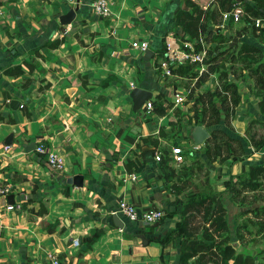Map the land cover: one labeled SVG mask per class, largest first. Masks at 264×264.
<instances>
[{
  "label": "crops",
  "instance_id": "crops-1",
  "mask_svg": "<svg viewBox=\"0 0 264 264\" xmlns=\"http://www.w3.org/2000/svg\"><path fill=\"white\" fill-rule=\"evenodd\" d=\"M110 1L111 13L103 15L94 11V0H0V183L14 188L0 198V264H46L50 251L63 264H179L185 240L181 205L212 193H219L227 208L236 253L264 264V232L257 233L249 211L264 205V190L248 192L250 198L261 194L255 204H243L229 192L240 173L264 166V145L256 148L250 141V125L251 131L260 127L264 114L248 69L236 78L242 97L232 120L245 153L211 160L205 141L192 137L198 124L192 104L200 102L203 89L216 86L221 68L197 83L203 62L182 61L171 76L160 67L167 44L196 39L177 19L180 9L192 6L187 0ZM236 1L226 8L240 5ZM72 8L75 18L62 23L61 15ZM240 24L247 25L243 35L231 32ZM210 26L229 37L232 53L243 42L264 51V32L243 17H222ZM57 38L63 41L48 46ZM134 39L150 42L149 59L132 47ZM226 63L222 68H229ZM11 66L23 72H6ZM138 86L152 92L147 100L154 101L153 109H146L147 100L135 106L132 90ZM176 87L186 94L180 105L173 102ZM218 126L231 131L224 123ZM40 139L65 157L62 175L51 172L36 146L27 149ZM175 145L183 148V160H176ZM157 152L164 160H156ZM166 163L186 180V188L173 187L175 177ZM133 171L138 178L131 177ZM75 174L83 175L82 186L69 181ZM122 201L141 209L160 206L165 216L152 225L132 221L119 212ZM11 203L16 208L6 211ZM115 211L123 227L116 225ZM244 224L240 239L238 228Z\"/></svg>",
  "mask_w": 264,
  "mask_h": 264
},
{
  "label": "trees",
  "instance_id": "trees-1",
  "mask_svg": "<svg viewBox=\"0 0 264 264\" xmlns=\"http://www.w3.org/2000/svg\"><path fill=\"white\" fill-rule=\"evenodd\" d=\"M229 1L231 0H212L213 4L216 3V7L212 8L211 1L205 6L197 0H187L192 9H180L177 12V19L184 23L186 30L193 37L192 39L203 37L206 42H217L215 45L210 44L208 46H204L201 41L197 44V48L201 49L204 46L206 49L203 59L206 68L199 74L197 83L208 79L218 68L221 69L216 86L213 89H203L199 97L200 102L195 100L192 104L196 123L213 127L210 136L205 140L206 154L211 160L240 157L245 153L243 140L232 131V120L242 97L236 78L240 76L244 68L248 69L254 81L264 114V51L262 47L257 43L243 42L232 53L234 47L227 44L228 39L225 35L210 26L212 23L222 21L223 12L229 10L226 8ZM240 5L245 10L243 19L257 29L254 19L257 17L264 18V0H255V3L240 1ZM232 19L230 18V20ZM62 41L63 38L49 40L48 46H58ZM227 60L230 61L229 68H222ZM28 63L32 66L30 62ZM6 72L20 74L23 69L21 66H11L6 68ZM28 82L29 80L26 81V83ZM259 121L254 120L252 124ZM220 123L231 128V131L218 126ZM251 129L250 125V141L252 145L259 148L264 145V120L256 130L251 131ZM165 168L171 177H175L174 188L184 189L187 187L186 180L177 175V172L168 163H166ZM263 190V165H255L248 172L240 173L237 179H232L229 187L232 198L243 204H255L261 196V194L259 196L254 194L250 198L248 192H262ZM249 211L255 217V219L250 220L256 222L257 233H263L264 205L255 204L254 208ZM180 214L185 240L182 245L179 264H188L191 259H195L197 264H254L253 257L237 254L236 247L231 243L229 224L226 218L227 208L219 193L206 194L186 201L181 205ZM245 227L244 224L238 228L240 239L244 238L242 230H247Z\"/></svg>",
  "mask_w": 264,
  "mask_h": 264
},
{
  "label": "built area",
  "instance_id": "built-area-1",
  "mask_svg": "<svg viewBox=\"0 0 264 264\" xmlns=\"http://www.w3.org/2000/svg\"><path fill=\"white\" fill-rule=\"evenodd\" d=\"M93 9L95 12L107 15L111 13V1L110 0H94L92 3ZM245 14L244 7L242 5L236 4L232 9L225 10L223 12V17L225 18H233L235 20H239ZM255 26L257 30L260 31L264 29V18L257 17L254 19ZM203 42V37L196 38L194 40H185L182 42V45H172L167 44V53L165 57L160 62V67L166 75H174V66L179 64L182 61H190V62H198L202 63L206 54V49L203 46L201 49L197 48V41ZM134 49H138L142 53H145L146 50L150 47V42L146 39H134L131 43ZM133 85L135 84L132 82ZM173 102L175 105L183 104L186 101V94L183 89L175 88L172 92ZM154 101L147 100L146 109L149 111L153 109ZM6 149H9V145H5ZM35 150L39 154L46 155V162L48 164L49 169L55 175H62V173L66 170L65 166V157L60 154L54 147L48 146L43 139H40L36 144ZM173 153L176 160L184 159V150L180 145H175L173 147ZM156 160H161L162 155L161 152H157L155 154ZM131 177L134 179L138 178V173L133 171L130 173ZM14 192V188L10 186V184H2L0 183V198H6L10 193ZM6 211H12L16 207L13 203L6 205ZM119 212L122 213L125 217L129 218L132 221H140L146 225H152L161 221L165 216V210L160 206H152L146 209H141L137 207L133 203H129L126 201H122L119 206ZM115 214L118 211L114 212ZM75 246L79 245V240L74 239L73 241ZM47 262L46 264H63L61 258L55 252L47 253Z\"/></svg>",
  "mask_w": 264,
  "mask_h": 264
},
{
  "label": "water",
  "instance_id": "water-1",
  "mask_svg": "<svg viewBox=\"0 0 264 264\" xmlns=\"http://www.w3.org/2000/svg\"><path fill=\"white\" fill-rule=\"evenodd\" d=\"M241 1V0H237ZM77 9L72 8L66 14L61 15L62 23H69L71 22L76 16ZM153 53V50L148 48L145 53V59H149ZM152 96V92L146 88L141 86L135 87L132 90V97L134 99L135 106H140L144 101L149 99ZM13 103H19V100H13ZM210 136V131L201 123L196 124L192 130V137L197 143H203L208 137ZM10 143V137L7 140ZM36 146L35 142H31L26 145L27 149H32ZM70 182H74L78 184V186H82L83 184V175L82 174H75L69 178ZM114 221L116 225L123 227L124 222L121 220L119 215L114 214Z\"/></svg>",
  "mask_w": 264,
  "mask_h": 264
},
{
  "label": "rangeland",
  "instance_id": "rangeland-1",
  "mask_svg": "<svg viewBox=\"0 0 264 264\" xmlns=\"http://www.w3.org/2000/svg\"><path fill=\"white\" fill-rule=\"evenodd\" d=\"M235 21H240V19L239 20H235ZM246 26L247 25H239V26H234V27H232L231 28V32H233V31H235L236 32V35H239L240 33L243 35V32H241V31H243V30H245V28H246ZM259 32H264V29H261ZM234 33V32H233ZM225 36H226V34H225ZM227 37V39L229 38L228 36H226ZM229 40V39H228ZM232 41V40H231ZM197 43H200V41L198 40L196 43H195V45L197 44ZM205 44H206V42H205ZM207 46V45H206ZM228 61V60H227ZM195 63H198V62H195ZM224 65L225 66H228V64L225 62L224 63ZM260 131H262V129H260ZM161 155H162V159L164 160V154H162L161 153Z\"/></svg>",
  "mask_w": 264,
  "mask_h": 264
}]
</instances>
